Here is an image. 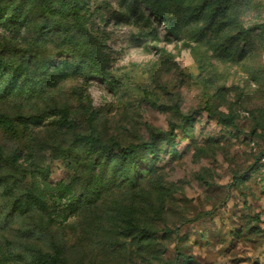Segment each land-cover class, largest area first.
I'll list each match as a JSON object with an SVG mask.
<instances>
[{
    "label": "rangeland",
    "instance_id": "obj_1",
    "mask_svg": "<svg viewBox=\"0 0 264 264\" xmlns=\"http://www.w3.org/2000/svg\"><path fill=\"white\" fill-rule=\"evenodd\" d=\"M81 4L0 0V264H264V0Z\"/></svg>",
    "mask_w": 264,
    "mask_h": 264
},
{
    "label": "trees",
    "instance_id": "obj_2",
    "mask_svg": "<svg viewBox=\"0 0 264 264\" xmlns=\"http://www.w3.org/2000/svg\"><path fill=\"white\" fill-rule=\"evenodd\" d=\"M70 4L72 3V7L70 9V12L73 13L74 17L78 20V21H83V18L81 17V10L83 8V4H81V0H69ZM65 4V3H64ZM156 13V12H155ZM158 16V14L156 13L155 17ZM61 115L63 116L64 120L67 121L68 119V115H67V112L66 111H61ZM18 122H31L33 124H35L36 119L34 118H27V119H24V118H19L17 119ZM184 122L187 123L189 121H191V119L189 117H184ZM161 134H155L153 135V141H157L159 140L161 137ZM169 137H171L172 135H168ZM153 144H144V145H138V146H133V147H130L128 149H125L123 151V158H130V157H133L135 155V153L138 151V150H147V149H151V146ZM40 174H47V171L46 170H41L39 171ZM128 226L130 229L133 230V224L131 221H128Z\"/></svg>",
    "mask_w": 264,
    "mask_h": 264
}]
</instances>
